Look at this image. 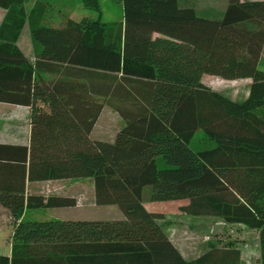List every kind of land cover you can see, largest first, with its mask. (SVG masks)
Returning <instances> with one entry per match:
<instances>
[{
	"label": "trees",
	"instance_id": "16d2710c",
	"mask_svg": "<svg viewBox=\"0 0 264 264\" xmlns=\"http://www.w3.org/2000/svg\"><path fill=\"white\" fill-rule=\"evenodd\" d=\"M28 1L0 0V102L31 109V147L19 148L29 180L93 179L96 205L117 206L123 220H23L77 200L5 190L15 226L0 264H242L234 245L187 261L146 199L189 200V215L258 231L264 264V0H228L220 20L180 0H122L120 23L58 28L44 23L42 5L28 14ZM83 3L101 12L99 0ZM26 25L34 64L17 45ZM204 75L251 79L249 95L228 99ZM102 100L124 121L113 142L92 138ZM198 132L212 148H192Z\"/></svg>",
	"mask_w": 264,
	"mask_h": 264
},
{
	"label": "rangeland",
	"instance_id": "374dc122",
	"mask_svg": "<svg viewBox=\"0 0 264 264\" xmlns=\"http://www.w3.org/2000/svg\"><path fill=\"white\" fill-rule=\"evenodd\" d=\"M253 1V0H243ZM183 6L193 7L198 16L211 20L223 18L228 8V0H180ZM101 12L88 9L83 0H29L25 8L29 14L36 5L44 6V23L48 26L62 27L69 21L81 23L83 21H97L101 19L104 23H120L123 21L124 7L122 0H99ZM6 10L0 8V26L6 16ZM28 26V25H26ZM29 27V26H28ZM30 29V28H29ZM30 35L23 36V47L35 49L34 41L31 44ZM264 63V62H263ZM264 68V64L262 65ZM202 82L205 86L235 102H244L250 92L251 79L226 80L218 76L204 75ZM103 113L96 124L93 139L113 142L118 131L124 126L120 115L112 108L107 101ZM214 143L208 140L202 132H198L192 141L194 150L212 148ZM165 163L164 159H160ZM82 190L77 209L64 212H40L43 218L36 216V211L28 214L27 221L51 220L55 214L63 216L70 214L76 220L83 217L88 220L99 221H120L123 220L122 213L117 206L99 207L95 202L94 181L82 182ZM190 204L189 200L169 202H149L145 200L144 206L152 213L162 215L163 220L159 223L169 235L171 240L181 250L189 253V258H195L203 254L212 246L222 247L234 245L240 248L244 254L243 264L254 262L259 249V232L250 230L243 225L227 224L217 217L192 216L183 209ZM77 206V205H76ZM34 216V217H32ZM50 216V217H49ZM79 216V217H78ZM64 217V216H63ZM58 218V217H57ZM66 218V217H65ZM15 221L0 214V255L11 256L12 237ZM205 253V252H204Z\"/></svg>",
	"mask_w": 264,
	"mask_h": 264
},
{
	"label": "crops",
	"instance_id": "0c3cea01",
	"mask_svg": "<svg viewBox=\"0 0 264 264\" xmlns=\"http://www.w3.org/2000/svg\"><path fill=\"white\" fill-rule=\"evenodd\" d=\"M29 36L31 38V32L28 26H26L21 34V37L17 43L19 49L25 54V56L30 60L31 63H35V49L33 47L24 48L23 36ZM32 44V39H31ZM44 79L46 82L50 83L57 79L56 76L48 73H41L38 75V79ZM31 135H32V125H31V109L28 106L16 105L10 103L0 102V194L5 190H14L12 193H21L25 190L26 196H44V197H65L77 200V206L65 207V208H51V209H39L36 211V216L43 218L39 215L40 212L46 210L47 212H64L70 211L72 209L78 210L82 182H91L93 179H79V180H49V181H36L32 182L29 180V156L25 160V151L19 148H29L31 147ZM94 181V180H93ZM95 195V188H94ZM34 212V210H26L23 220H26L28 214ZM13 219L11 213L8 209L4 208L3 204L0 202V214ZM54 218H47L51 220H76L72 215L63 214V216H58L55 214ZM34 217V216H32ZM50 217V216H49ZM58 217V218H57ZM66 217V218H65ZM79 217V216H78ZM14 220V219H13ZM77 220H88L80 217ZM39 221V220H32ZM48 221V220H45ZM173 242V240H172ZM174 243V242H173ZM175 244V243H174ZM183 257L187 261H193L198 257L189 258V253L187 254L181 250L177 245H175ZM240 249V248H239ZM241 250V249H240ZM206 252V251H204ZM203 252V254H204ZM258 253L254 262H249L248 264H262L261 263V252L260 246L256 254ZM202 254V255H203ZM242 254V264L244 261V254Z\"/></svg>",
	"mask_w": 264,
	"mask_h": 264
}]
</instances>
